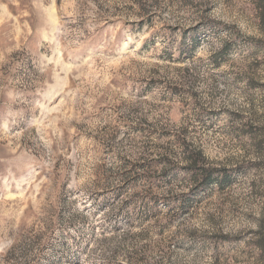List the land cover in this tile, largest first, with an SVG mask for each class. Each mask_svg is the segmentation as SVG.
Here are the masks:
<instances>
[{
	"label": "rangeland",
	"instance_id": "obj_1",
	"mask_svg": "<svg viewBox=\"0 0 264 264\" xmlns=\"http://www.w3.org/2000/svg\"><path fill=\"white\" fill-rule=\"evenodd\" d=\"M262 235L264 0H0V264H264Z\"/></svg>",
	"mask_w": 264,
	"mask_h": 264
},
{
	"label": "trees",
	"instance_id": "obj_2",
	"mask_svg": "<svg viewBox=\"0 0 264 264\" xmlns=\"http://www.w3.org/2000/svg\"><path fill=\"white\" fill-rule=\"evenodd\" d=\"M181 155L184 161V166L182 169L185 172V175L189 176L191 183H193L194 190L203 191L212 185L221 186L224 182H226V176L221 171V168L209 164L201 149H188L185 146L182 148ZM168 161L163 163L166 165L168 164ZM147 169L148 168L144 166L140 171L145 177V180L150 179V183H152L153 180L150 178L151 176L148 177L147 171L149 169ZM145 170L147 171L144 172ZM163 174H165V170ZM153 182L155 183V181ZM148 186L151 185L148 184ZM259 231L261 234H263V228L259 229ZM262 237L263 244L260 247L261 249H264V236L262 235ZM76 262L79 263L78 260H75V263Z\"/></svg>",
	"mask_w": 264,
	"mask_h": 264
}]
</instances>
